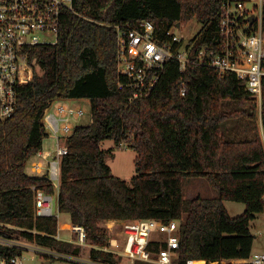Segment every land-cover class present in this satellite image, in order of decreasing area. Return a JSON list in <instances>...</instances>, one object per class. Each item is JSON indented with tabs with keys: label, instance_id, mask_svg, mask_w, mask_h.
I'll return each instance as SVG.
<instances>
[{
	"label": "trees",
	"instance_id": "obj_1",
	"mask_svg": "<svg viewBox=\"0 0 264 264\" xmlns=\"http://www.w3.org/2000/svg\"><path fill=\"white\" fill-rule=\"evenodd\" d=\"M224 1L73 0V9H64L58 42L32 48L34 77L19 86L15 112L0 118V237L17 235L54 250H69L71 242L55 237L58 216H37L35 211L34 186L53 193L54 185L29 174L26 167L49 136L44 118L52 103L86 98L91 121L77 124L66 139L60 212L83 225L100 247L109 238V229L101 225L104 220L159 218L180 222V263L251 255L255 235L250 224L264 212V90L262 135L258 101L234 72L222 76L215 67L194 63L181 71L172 59L152 92L135 99L131 89L120 86L127 78L118 72L116 25L138 28L151 20L164 42L171 26L197 19L203 28L193 39L194 50L209 45L218 51ZM246 97L248 108L227 109L228 102ZM241 120L252 122L253 137L231 135L229 123ZM105 139L127 141L137 150L133 185L116 176L106 162L101 147ZM188 176L207 177L220 195L187 198ZM225 200L244 202L245 212L231 216ZM151 248L158 250L160 244L152 243ZM22 253L0 244V257ZM90 255L117 261L114 253L101 248L93 247Z\"/></svg>",
	"mask_w": 264,
	"mask_h": 264
},
{
	"label": "built area",
	"instance_id": "obj_2",
	"mask_svg": "<svg viewBox=\"0 0 264 264\" xmlns=\"http://www.w3.org/2000/svg\"><path fill=\"white\" fill-rule=\"evenodd\" d=\"M73 9V0H0V118L10 117L17 108L19 86L30 82L34 77V66L30 62L32 48L40 44H55L59 40L64 9ZM255 19L251 21V16ZM174 24L167 31V39L162 42L156 26L151 20H144L140 27L116 25L118 31V72L127 78L121 87L133 91L131 99L149 95L159 80L165 64L172 59L184 71L188 64L212 66L220 75L234 72L243 80L252 98L257 99L262 110L264 90V0H225L222 4L220 50L214 51L209 45L194 50L192 40L185 41ZM187 93L186 83L182 82V94ZM51 107V106H50ZM48 108V110L50 109ZM46 112L45 119L56 142L53 149H42L32 159L31 175L45 177L54 185V191L61 184L62 160L69 151L66 141L74 128L70 120L84 114L81 107L59 104L56 111ZM65 122L60 125V122ZM32 158V157H31ZM30 158V159H31ZM35 211L37 216L54 214V192L49 193L35 187ZM264 214V212H263ZM118 236L111 234L106 245L101 248L118 253L131 260L148 261L155 264H196L193 258L180 263L177 252L180 246V222L159 218L121 219ZM11 226V225H9ZM12 227V226H11ZM68 230L77 234V240L58 239L88 245L89 236L83 225L70 224ZM13 239V238H9ZM152 243H159L154 250ZM20 248H36V245L5 244ZM91 248V249H92ZM24 252V251H23ZM49 253H53L49 251ZM56 256L80 260L77 255L54 252ZM22 254L1 256L0 264H24ZM205 264L227 262L264 264V251L253 252L248 258L218 260ZM94 263V262H93ZM99 264V263H97Z\"/></svg>",
	"mask_w": 264,
	"mask_h": 264
},
{
	"label": "rangeland",
	"instance_id": "obj_3",
	"mask_svg": "<svg viewBox=\"0 0 264 264\" xmlns=\"http://www.w3.org/2000/svg\"><path fill=\"white\" fill-rule=\"evenodd\" d=\"M203 28V24L200 23L197 19H193L189 21L187 24H184L180 28L178 27L175 29V32L185 39V41L195 39L196 35L201 32ZM38 72H42V69L38 66ZM60 100H56L52 103L49 110H56L58 107ZM62 104H65L67 106H74V107H81L84 110V114L80 117H75L74 119H71L69 122L70 124L75 127L77 124H87L91 121V103L83 98L79 99H67L64 100ZM227 109H235V108H248L249 107V99L246 97L242 99L241 101H230L226 105ZM48 110V111H49ZM44 121L46 123L47 132L49 133V136L45 140L47 143L46 147L44 149H53L55 147L54 143L56 142L55 139L50 137L51 129L48 126L46 119L44 118ZM65 122H60V125H62ZM235 123V124H234ZM230 122L229 126L232 127V131L230 132L232 136H236L238 138H251L254 135L253 129H252V122L249 120H241V121H235ZM234 124V125H233ZM260 131L263 135V126H262V119H261V108L259 106V120H258ZM102 149L106 151V162L110 165L113 173L126 180L129 185H133V176L137 173L136 166H135V160L138 155L137 150L129 147V144L127 141H123L120 144H117L114 139H105L101 143ZM30 163L31 160L28 161L27 169L29 173H32L30 170ZM191 191H194L197 195H202L205 197H218L220 195L219 191L214 188L211 183L209 182L207 177L204 176H188L184 179V192L189 196V193ZM54 214L58 216L59 219V227L61 226L62 229V237L64 239H69L72 237V239L77 240V234L71 235L68 227V224H71L69 215L67 213H61L59 211V196H58V190L56 189L54 191ZM226 208L231 216H237L245 212L246 210V204L244 202L234 201V200H225L224 201ZM110 226H112V231H110L109 226L107 223H103L102 226L107 227L112 235L118 236L119 231L121 230V225L119 223L115 222L112 223ZM64 226V227H63ZM251 231L255 235L254 244H253V252L258 251H264V214L258 213L256 215V218L251 221L250 224ZM19 244H25L28 245H37L38 243L35 241H30L28 239H25L23 237L15 235V238L9 239V238H2L0 237V244H13V243ZM95 244L94 241H92L90 238L88 240V245L82 246L81 244H77L76 242H71V246L67 252H65L66 255L75 254L78 256V258H81V260H73L69 258H63L61 256H47L43 251H40L38 249L24 247L23 249V263L24 264H142L140 260L137 261H131L127 258L120 259L121 256L118 253H115L117 257V261L115 263L106 262L104 260H95V262L92 263L89 255L91 254V245ZM48 249H51L50 247H47ZM46 249V250H48ZM56 250V249H55ZM60 251V250H56ZM61 252V251H60ZM50 261V262H48Z\"/></svg>",
	"mask_w": 264,
	"mask_h": 264
},
{
	"label": "crops",
	"instance_id": "obj_4",
	"mask_svg": "<svg viewBox=\"0 0 264 264\" xmlns=\"http://www.w3.org/2000/svg\"><path fill=\"white\" fill-rule=\"evenodd\" d=\"M73 99H77V98H73ZM79 99V98H78ZM83 99H86V98H83ZM64 100H67V99H64ZM64 100H60V102H59V104H62L63 102H64ZM86 100H88L89 102H90V100L89 99H86ZM58 104V105H59ZM52 111H54V110H52ZM56 111V110H55ZM50 137H52V136H50ZM53 138V137H52ZM47 139V138H46ZM45 139V140H46ZM54 139V138H53ZM45 143H47L46 141H44V146H43V148H45L46 147V144ZM32 159H36V156L34 155V156H32V158L30 159V160H32ZM31 164H32V161H31V163H30V170H31V172L33 173V171H32V167H31ZM26 171L28 172V169H27V167H26ZM29 173V172H28ZM184 194H185V192H184ZM196 193L194 192V191H191V193H189V196L187 195V194H185V196L187 197V198H192V197H195L196 195H195ZM62 213V212H61ZM69 215V214H68ZM70 218V217H69ZM71 221V220H70ZM113 221H115V220H104V221H102L101 222V225L103 224V223H107V222H113ZM71 224H72V222H71ZM64 227V226H63ZM70 232V231H69ZM59 233H60V236L62 237V229H61V226L59 227ZM70 234H71V232H70ZM72 235V234H71ZM94 245V244H93ZM36 248L38 249V250H40V251H43L47 256H49V251H51V252H58V251H56V250H54V249H48L46 246H41V245H36ZM46 249H48V250H46ZM53 253H51L50 254V256H52V257H54L55 255L53 254ZM49 256V257H50ZM89 257H90V259L92 260L91 262L93 263V262H95L94 260H93V258L91 257V255H89ZM81 260V259H80ZM48 262H50V261H48Z\"/></svg>",
	"mask_w": 264,
	"mask_h": 264
},
{
	"label": "bare ground",
	"instance_id": "obj_5",
	"mask_svg": "<svg viewBox=\"0 0 264 264\" xmlns=\"http://www.w3.org/2000/svg\"><path fill=\"white\" fill-rule=\"evenodd\" d=\"M69 226H70V224H68V225H67V226H65V227H69ZM14 227H15V226H14ZM196 264H205V263H204V261H203V260H200V261H197V262H196Z\"/></svg>",
	"mask_w": 264,
	"mask_h": 264
},
{
	"label": "water",
	"instance_id": "obj_6",
	"mask_svg": "<svg viewBox=\"0 0 264 264\" xmlns=\"http://www.w3.org/2000/svg\"><path fill=\"white\" fill-rule=\"evenodd\" d=\"M255 19V16H251V21H253ZM181 23H177L178 26H180Z\"/></svg>",
	"mask_w": 264,
	"mask_h": 264
}]
</instances>
